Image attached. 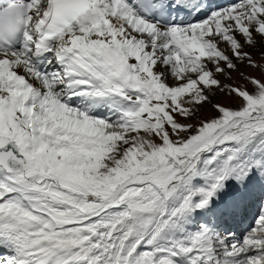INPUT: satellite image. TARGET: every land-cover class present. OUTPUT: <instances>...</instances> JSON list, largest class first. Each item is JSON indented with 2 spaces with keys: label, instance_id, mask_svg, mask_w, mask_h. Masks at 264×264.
Returning a JSON list of instances; mask_svg holds the SVG:
<instances>
[{
  "label": "snow or ice",
  "instance_id": "obj_1",
  "mask_svg": "<svg viewBox=\"0 0 264 264\" xmlns=\"http://www.w3.org/2000/svg\"><path fill=\"white\" fill-rule=\"evenodd\" d=\"M0 264H264V0H0Z\"/></svg>",
  "mask_w": 264,
  "mask_h": 264
}]
</instances>
